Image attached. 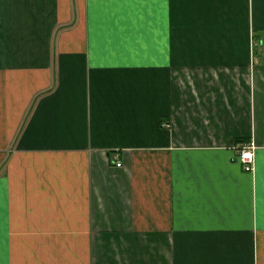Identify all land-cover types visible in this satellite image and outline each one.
Wrapping results in <instances>:
<instances>
[{
    "label": "crops",
    "instance_id": "1",
    "mask_svg": "<svg viewBox=\"0 0 264 264\" xmlns=\"http://www.w3.org/2000/svg\"><path fill=\"white\" fill-rule=\"evenodd\" d=\"M0 264H264V0H0Z\"/></svg>",
    "mask_w": 264,
    "mask_h": 264
},
{
    "label": "built area",
    "instance_id": "2",
    "mask_svg": "<svg viewBox=\"0 0 264 264\" xmlns=\"http://www.w3.org/2000/svg\"><path fill=\"white\" fill-rule=\"evenodd\" d=\"M254 145L253 143H243L238 148V160L242 163L245 170H252L253 169V163H254ZM117 166H120L121 163L117 162Z\"/></svg>",
    "mask_w": 264,
    "mask_h": 264
},
{
    "label": "trees",
    "instance_id": "3",
    "mask_svg": "<svg viewBox=\"0 0 264 264\" xmlns=\"http://www.w3.org/2000/svg\"><path fill=\"white\" fill-rule=\"evenodd\" d=\"M242 145V144H241Z\"/></svg>",
    "mask_w": 264,
    "mask_h": 264
}]
</instances>
